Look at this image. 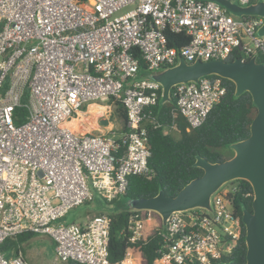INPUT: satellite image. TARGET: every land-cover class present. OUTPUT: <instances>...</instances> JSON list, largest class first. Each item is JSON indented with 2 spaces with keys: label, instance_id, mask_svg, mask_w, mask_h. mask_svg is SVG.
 <instances>
[{
  "label": "built area",
  "instance_id": "2783aa9c",
  "mask_svg": "<svg viewBox=\"0 0 264 264\" xmlns=\"http://www.w3.org/2000/svg\"><path fill=\"white\" fill-rule=\"evenodd\" d=\"M263 22L261 16L231 15L214 0H0V245L34 232L53 240L61 262L136 264L130 255L109 260L107 213L82 223L60 220L93 200L87 180L110 201L125 193L130 176H151L146 123L165 134L174 132L175 123L162 126L152 116L161 85L138 78L142 69L155 72L179 57H264V34L257 33ZM166 30L189 40L169 46ZM225 93L221 77L209 75L175 84L170 95L190 130L203 124ZM110 99L125 108V130L73 128L90 102ZM21 104L28 116L16 125L13 113ZM237 192L251 196L230 181L212 195L210 209L172 212L162 226L131 209L127 239L134 243L146 239V230L156 232L157 264L230 261L242 234L233 206ZM0 264L30 263L18 249L0 251Z\"/></svg>",
  "mask_w": 264,
  "mask_h": 264
},
{
  "label": "trees",
  "instance_id": "16d2710c",
  "mask_svg": "<svg viewBox=\"0 0 264 264\" xmlns=\"http://www.w3.org/2000/svg\"><path fill=\"white\" fill-rule=\"evenodd\" d=\"M258 1V0H253ZM167 44L180 48L185 45L189 37L184 33L165 31ZM141 68H144L139 58ZM257 61L264 64V57L257 56ZM216 76V75H212ZM226 87V93L221 100L213 106L207 118L199 127L187 130L188 124L176 110L174 100L163 103L161 100L153 107L154 119L161 125H168L174 120L175 130L173 133L165 134L163 127L153 128L150 123L148 127L150 157L148 167L151 171L150 177L133 175L128 179L125 193L110 201L107 213L111 219L109 236V260L119 262L126 256H132L136 264H157V249L160 245V237L156 232L146 230L145 240L131 243L127 239V222L131 209L125 207L129 198L151 197L163 190L167 195L174 196L185 184L193 178L200 176L203 170L195 165L197 156H201L210 162H220L225 157L222 148L231 143L242 140L249 135L250 123L256 114V108L252 102L251 95L243 92L235 95L233 82L222 78ZM27 99V91L23 102ZM109 104L113 106L115 114L122 123L125 130L126 112L120 101L110 99ZM174 115V118H173ZM28 112L21 104L13 113L16 125L26 120ZM176 133V134H175ZM122 152V147L119 153ZM243 186V190L251 193L250 197H244L242 192L234 195L233 206L235 213L240 217L242 234L239 245L233 255L228 259L233 264H244L246 260L245 227L242 222V211L251 209L253 198L250 184L243 179H237ZM154 217L156 225L162 226L160 216L153 211H140ZM34 232H23L14 237L7 238L0 245V251L9 255L21 249V245L31 238L37 236ZM71 264H79L70 262Z\"/></svg>",
  "mask_w": 264,
  "mask_h": 264
},
{
  "label": "water",
  "instance_id": "95a60500",
  "mask_svg": "<svg viewBox=\"0 0 264 264\" xmlns=\"http://www.w3.org/2000/svg\"><path fill=\"white\" fill-rule=\"evenodd\" d=\"M236 17L261 16L264 18V0L242 6L232 0H214ZM264 34V22L257 30ZM147 72V71H146ZM216 75L233 82L235 95L243 92L251 95L256 114L250 123L249 135L231 143L233 155L220 162H210L197 156L195 165L203 173L190 180L174 196L160 190L151 197L129 198L125 207L132 210L156 212L164 225L168 216L175 211L193 208H211L212 195L224 184L246 180L253 193L251 209L242 211L245 227L246 260L244 264H264V64L256 57L247 60L209 59L187 61L181 57L177 63L159 72H147L146 77L161 85V101L170 102L171 89L177 83L198 81L199 78ZM106 124L107 120H101ZM221 264H233L224 261Z\"/></svg>",
  "mask_w": 264,
  "mask_h": 264
},
{
  "label": "rangeland",
  "instance_id": "374dc122",
  "mask_svg": "<svg viewBox=\"0 0 264 264\" xmlns=\"http://www.w3.org/2000/svg\"><path fill=\"white\" fill-rule=\"evenodd\" d=\"M258 1H262V0H258ZM124 11H126V9H123L120 13H123ZM159 71L160 70H157L155 72H159ZM146 73L147 72L142 69L138 74V78L146 77L145 76ZM6 86H7V81L5 82L4 88ZM99 102L107 105L106 100H101ZM94 106L101 107L100 105H94ZM96 107L94 108L97 109ZM110 107L112 108V105H110ZM103 108L105 109V107ZM98 115L100 114H95V113H92L91 115L88 114L86 117H84V119L90 123L91 121H93V118L96 119ZM113 116L118 119V117L115 114ZM118 121L121 124V121L119 119ZM221 151L225 157H231L233 155V151L228 146H224ZM87 185L90 191L92 192V195L94 197L93 200L85 202L79 206L72 208L68 212V214L63 219L60 220V222L82 223L84 220H87L92 216L109 212V205L105 203V200L99 195V193L96 190L92 189L91 182L89 180H87ZM38 235H42V234H38ZM22 246L30 249L29 251L32 255L31 258L33 260L36 259L34 264H71L70 262H61L58 258H56V254L54 250H52L53 248L51 247L52 246L51 238L48 235H42V237H38V238L37 237L31 238L27 242H24L21 245V247ZM29 263L31 264L30 261Z\"/></svg>",
  "mask_w": 264,
  "mask_h": 264
},
{
  "label": "crops",
  "instance_id": "0c3cea01",
  "mask_svg": "<svg viewBox=\"0 0 264 264\" xmlns=\"http://www.w3.org/2000/svg\"><path fill=\"white\" fill-rule=\"evenodd\" d=\"M94 105H100L101 107H96ZM94 107H96L97 109H95ZM105 107V109L103 108ZM91 108V109H94V110H98L100 111V115H98L95 119V125H94V118H93V121H91L90 123L84 119V117H86L88 114H92L94 112H88V109ZM113 108V106H112ZM112 108L110 107V104L109 102L107 101V105L99 102V101H95V102H90L87 106L84 107V109L81 111V116L82 118H79V119H75L74 121H72V126L75 130H88L92 133H95V134H102L104 132H107L109 129H116V128H120L122 126V123L120 124L118 119L115 118L113 115V111H112ZM105 110V111H104ZM101 120H107V123L106 124H102L100 121ZM110 122H109V121ZM103 126H101V125ZM44 235V234H42ZM42 235H37L35 237H42ZM33 237V238H35ZM51 242H52V250H54V243H53V240L51 239ZM21 252L23 254V257L29 262H31V264H34L36 259H32L31 258V253H30V249L26 248V247H21Z\"/></svg>",
  "mask_w": 264,
  "mask_h": 264
},
{
  "label": "bare ground",
  "instance_id": "6f19581e",
  "mask_svg": "<svg viewBox=\"0 0 264 264\" xmlns=\"http://www.w3.org/2000/svg\"><path fill=\"white\" fill-rule=\"evenodd\" d=\"M88 112H94L95 114H100V112L98 110H94L91 108L88 109ZM94 125H95V119H94Z\"/></svg>",
  "mask_w": 264,
  "mask_h": 264
}]
</instances>
